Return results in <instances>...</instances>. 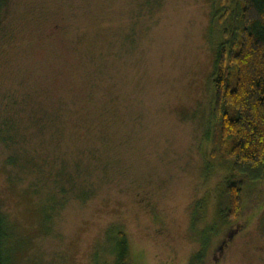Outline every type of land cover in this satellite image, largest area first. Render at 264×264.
I'll return each mask as SVG.
<instances>
[{
	"label": "rangeland",
	"instance_id": "1",
	"mask_svg": "<svg viewBox=\"0 0 264 264\" xmlns=\"http://www.w3.org/2000/svg\"><path fill=\"white\" fill-rule=\"evenodd\" d=\"M235 3L0 0V115L18 99L44 173L40 198L0 144L9 264H109L117 232L129 264H264V175L211 154L214 57ZM63 164L91 190L50 208ZM230 179L241 212L228 223Z\"/></svg>",
	"mask_w": 264,
	"mask_h": 264
},
{
	"label": "trees",
	"instance_id": "2",
	"mask_svg": "<svg viewBox=\"0 0 264 264\" xmlns=\"http://www.w3.org/2000/svg\"><path fill=\"white\" fill-rule=\"evenodd\" d=\"M227 1L218 0V3ZM224 31L226 40L219 44L214 57L211 154L229 163L234 174L251 181L260 180L264 175V0H236L231 25ZM13 99L9 105L11 112L0 115L4 163L11 169L32 173L29 188L42 198L43 160L26 149L29 140L26 126L23 129L15 118L22 106L17 103L18 99ZM38 121L34 117L28 123L35 124L39 131L44 123ZM76 171L66 164L56 169L48 190L50 208L55 205L60 208L69 193L80 200L87 198L91 188L84 185L80 171ZM224 192L225 205L218 210V215L222 221L231 223L241 212V186L230 179L225 183ZM57 195L60 197L56 198ZM42 206L47 221L51 212ZM8 237L5 218L0 213V264H9ZM113 244L114 261L109 264H129L123 232H117Z\"/></svg>",
	"mask_w": 264,
	"mask_h": 264
}]
</instances>
